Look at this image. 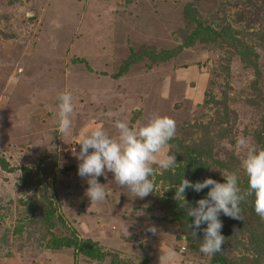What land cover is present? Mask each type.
Wrapping results in <instances>:
<instances>
[{"label":"rangeland","instance_id":"374dc122","mask_svg":"<svg viewBox=\"0 0 264 264\" xmlns=\"http://www.w3.org/2000/svg\"><path fill=\"white\" fill-rule=\"evenodd\" d=\"M65 89L74 111L61 135ZM156 113L175 121L163 151L176 167L156 169L143 199L109 172L97 178L105 200L91 203L79 136L100 126L116 137L115 120L138 126ZM238 136L264 140V0H0V264H159L169 248L173 264H215L189 248L206 224L196 237L178 225L174 186L235 172L246 187ZM244 218L219 216V255L264 264V223Z\"/></svg>","mask_w":264,"mask_h":264},{"label":"clouds","instance_id":"9594fccd","mask_svg":"<svg viewBox=\"0 0 264 264\" xmlns=\"http://www.w3.org/2000/svg\"><path fill=\"white\" fill-rule=\"evenodd\" d=\"M56 101V131L61 135L68 134L74 111L71 91L59 92ZM114 127L118 133L116 137L97 126L83 132L76 141L79 145V151L75 152L79 161L77 175L86 178L88 187L85 195L91 203L105 200L107 192L97 178L109 172L113 181L127 187L133 198L143 199L154 192L151 177L156 174L155 170L170 171L177 165L175 154L163 151L175 136L176 125L171 117L156 113L138 126H130L125 120L117 119ZM235 144L244 153L240 168L247 177L246 189L239 186L235 172L222 175L223 182L211 177L193 182L183 177L178 186H174V198L185 209L186 217L192 218L187 224L192 235L196 237L197 229L206 224L199 245V251L206 256L222 251L224 237L219 216L223 214L242 220L240 204L248 197H252L253 211L264 220V148H257L243 136H238ZM206 188V196L198 199L195 206L185 200L186 190L199 193ZM147 231L155 234L156 229L149 226ZM175 257V251L169 248L159 256V264H173Z\"/></svg>","mask_w":264,"mask_h":264},{"label":"trees","instance_id":"16d2710c","mask_svg":"<svg viewBox=\"0 0 264 264\" xmlns=\"http://www.w3.org/2000/svg\"><path fill=\"white\" fill-rule=\"evenodd\" d=\"M238 133H239V131L237 130V128L235 127V125L232 122L229 125V127L226 128L224 130V132H223L224 136L227 137V138H230L231 141H233V139L237 136ZM261 142L262 143H261V147L260 148H264V140H262ZM183 152L186 153V154L187 153L188 154L192 153L190 151V149L183 150ZM181 156H182V153H181ZM174 175L175 174L171 175L169 177V179H171L172 177H174ZM30 179L31 178H29V179L26 180V183L27 184H29ZM178 183H179V181L177 182V184ZM239 186L241 187L242 190H244V189L247 188V186L246 187H243L240 184H239ZM203 192L204 193H207V190L204 189ZM194 194H196V192H194L192 190H186V192H185V196L187 198H190V199L193 197ZM193 206H195V205H193ZM240 208H241V217H242V220H246V218H244V217H248L249 219H251L253 221V223H256V221H258V220L263 221V223H264V220H261L260 217L257 216L256 213L253 211V208H252V197H248L245 201H242L241 204H240ZM221 215L224 217L223 214H221ZM173 216H174L176 222L178 223V225H180V226L186 225L187 222L191 223V219L192 218L191 217H188L187 218L186 215H185V212L183 210L181 211L178 208V205H177V208L175 207V209L173 210ZM184 216H185V218H184ZM225 219L232 221V219H234V218H230L228 216H225ZM238 221H241V219H238ZM262 225H264V224H262ZM225 229H227L226 226H225ZM68 242H70V241L67 240V242H65V245H68L67 244ZM200 243H201V240L200 239H199V242L196 241V243H195L196 245L190 243L189 244V248L194 249L196 251L197 249H199ZM262 244L263 245H261V247L264 249V239L262 240ZM86 250L88 251L89 254L95 255V256H97L99 258H101V256H103V254L99 251V249H97L94 245H90V248L86 247ZM212 262L215 263V264H225V261L223 260V256L219 255V253H216V254L212 255Z\"/></svg>","mask_w":264,"mask_h":264}]
</instances>
